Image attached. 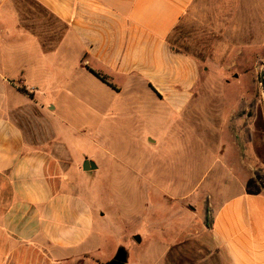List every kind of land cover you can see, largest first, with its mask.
Wrapping results in <instances>:
<instances>
[{"label":"rangeland","instance_id":"rangeland-1","mask_svg":"<svg viewBox=\"0 0 264 264\" xmlns=\"http://www.w3.org/2000/svg\"><path fill=\"white\" fill-rule=\"evenodd\" d=\"M1 1L0 95L15 101L1 74L15 76L20 55L7 52L16 29L10 5ZM205 4V12L184 15L170 38L198 66L194 99L182 113L134 96L108 98L81 82L71 96L58 66L63 54L47 63L50 82L39 72L28 79L42 90V103L31 88L27 101L18 98L16 123L34 147L61 162L56 176L63 189L92 208L97 249L79 264L107 263L119 248L127 264H160L172 242L201 234L204 201L210 206L215 193L226 196L232 175L264 188V0ZM255 44L256 53L248 46ZM85 159L97 170L83 172ZM203 254L209 256L203 264H217L207 249Z\"/></svg>","mask_w":264,"mask_h":264},{"label":"crops","instance_id":"crops-1","mask_svg":"<svg viewBox=\"0 0 264 264\" xmlns=\"http://www.w3.org/2000/svg\"><path fill=\"white\" fill-rule=\"evenodd\" d=\"M205 1H1L10 5L16 29V44L7 52L20 58L15 76L1 74L7 98L15 101L0 95V264H79L97 249L92 208L78 193L63 189V178L56 176L61 162L34 147L13 117L18 98H26L16 85L33 89L42 103V90L28 79L39 72L50 82L47 63L63 54L58 66L69 95L81 82L108 98L134 96L180 114L194 99L198 66L171 47L168 37L184 15L205 12ZM248 46L257 52L256 44ZM10 67L6 63L4 70ZM231 177L230 185L224 184L228 194L215 193L210 203L211 229L202 227L201 234L172 242L160 264H203L209 257L203 248L217 264H264V188Z\"/></svg>","mask_w":264,"mask_h":264},{"label":"trees","instance_id":"trees-1","mask_svg":"<svg viewBox=\"0 0 264 264\" xmlns=\"http://www.w3.org/2000/svg\"><path fill=\"white\" fill-rule=\"evenodd\" d=\"M176 29V28H175ZM175 29L172 31L170 36L168 37V43L171 47H173L176 51H179L174 44L171 43V36L175 33ZM91 71V70H90ZM101 82L105 83L109 87L113 88V86L110 84V82L107 80V78L103 75H101L98 72L91 71ZM16 90L20 92L23 95L32 97V92H29L25 86L20 85L19 83L16 85ZM212 210L207 202V200L204 201L203 203V225L207 230H210L212 227Z\"/></svg>","mask_w":264,"mask_h":264},{"label":"water","instance_id":"water-1","mask_svg":"<svg viewBox=\"0 0 264 264\" xmlns=\"http://www.w3.org/2000/svg\"><path fill=\"white\" fill-rule=\"evenodd\" d=\"M259 77H260V84H261L262 92H264V68L261 69ZM81 169L83 172H93L97 170V166L93 161L85 159L82 162ZM133 240L136 243L141 242V239L139 236H134ZM127 258H128L127 252L123 248H119L115 256L113 257V259L104 264H127Z\"/></svg>","mask_w":264,"mask_h":264}]
</instances>
